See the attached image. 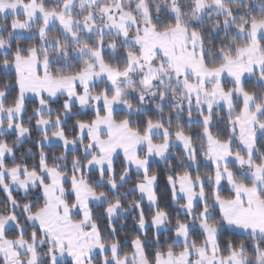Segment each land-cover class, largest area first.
<instances>
[{"label":"snow or ice","instance_id":"1","mask_svg":"<svg viewBox=\"0 0 264 264\" xmlns=\"http://www.w3.org/2000/svg\"><path fill=\"white\" fill-rule=\"evenodd\" d=\"M0 264H264V0H0Z\"/></svg>","mask_w":264,"mask_h":264},{"label":"trees","instance_id":"2","mask_svg":"<svg viewBox=\"0 0 264 264\" xmlns=\"http://www.w3.org/2000/svg\"><path fill=\"white\" fill-rule=\"evenodd\" d=\"M53 150H55V149H53ZM225 195H227V192H225ZM129 225H130V222H129Z\"/></svg>","mask_w":264,"mask_h":264}]
</instances>
